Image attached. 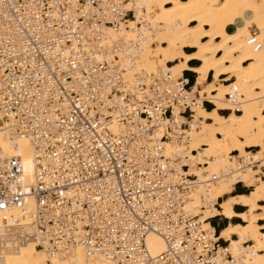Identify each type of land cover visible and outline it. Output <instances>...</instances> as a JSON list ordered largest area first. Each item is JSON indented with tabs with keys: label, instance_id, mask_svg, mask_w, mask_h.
I'll use <instances>...</instances> for the list:
<instances>
[{
	"label": "built area",
	"instance_id": "built-area-1",
	"mask_svg": "<svg viewBox=\"0 0 264 264\" xmlns=\"http://www.w3.org/2000/svg\"><path fill=\"white\" fill-rule=\"evenodd\" d=\"M145 11L139 0H0V140L16 150L25 138L34 164L27 204L20 158L0 146V258L30 245L49 257L79 250L84 264H244L186 207L196 186L233 169L198 183L177 153H163L188 128L175 114L191 119L189 80L141 68L139 32L108 40L130 22L152 31ZM251 156L227 160L264 180V158ZM200 199L199 209H218ZM149 234L164 244L155 257Z\"/></svg>",
	"mask_w": 264,
	"mask_h": 264
},
{
	"label": "bare ground",
	"instance_id": "bare-ground-1",
	"mask_svg": "<svg viewBox=\"0 0 264 264\" xmlns=\"http://www.w3.org/2000/svg\"><path fill=\"white\" fill-rule=\"evenodd\" d=\"M139 1L146 9L145 15L150 14L144 20L151 25L152 31L148 30L150 27L138 31L130 22L127 24L128 29L117 34L108 30V40L122 35L133 40L136 32H139L141 68L152 73L157 69L169 71L174 78L180 77L184 71H190L196 76V84L190 87L192 94L197 93L198 98L192 108L190 121L175 114L176 123L186 122L188 128L181 140L163 142L164 155L177 153L182 158L180 163L188 167L187 174L196 176L198 183L210 175L233 169L229 176L231 178L219 180L209 185L208 189L196 186L186 207L195 210L194 213L200 212L198 221L201 222V229L210 236L213 229L206 227L204 219L221 216L228 220H241L244 226L228 224L218 237L227 241L232 258H239L244 264H264V223L257 224L264 222V181L255 176L258 172L256 170L247 168L238 171L232 163L234 160H227L233 157L224 152V149L234 150L238 152V157L245 158L251 156V152L246 149L256 148L255 155L250 159L261 161L264 158V0ZM240 22H243L241 27ZM250 26H254L257 40L263 43L256 52L247 45V28ZM184 50L192 52L186 53ZM191 62H199V65L190 67L188 64ZM211 72L213 77L208 82L207 77ZM203 84H206L205 89L198 90L197 87ZM205 92L214 94L205 97ZM226 92H236V99L227 100ZM203 99L214 106L211 111H206L202 106ZM235 108L239 114L234 111ZM219 110L232 112L222 116L218 114ZM17 145L19 147L14 150L9 148L5 140H0L6 155L16 153L20 158L23 189L27 195L25 201L30 204L33 152L23 137L18 138ZM204 164L208 165L207 175L198 167ZM237 184H243L245 188L252 187L253 190H249L246 195L231 196ZM203 195L207 196L210 204L216 201L218 209L210 205L203 210L199 209L202 208L200 196ZM225 196L226 199L218 202ZM234 206L246 209L235 213ZM213 239H216L215 235ZM244 241L247 247L242 245ZM249 242L252 245L248 246ZM145 246L151 257L164 252L162 240L152 234L146 236ZM84 263L79 250L72 255L49 257L30 245L0 258V264Z\"/></svg>",
	"mask_w": 264,
	"mask_h": 264
},
{
	"label": "crops",
	"instance_id": "crops-1",
	"mask_svg": "<svg viewBox=\"0 0 264 264\" xmlns=\"http://www.w3.org/2000/svg\"><path fill=\"white\" fill-rule=\"evenodd\" d=\"M220 1L222 2V0H220ZM240 23H241V22H240ZM247 30H248L249 33H250V32H255L254 26H250V27H248ZM184 51H185L186 53H190V52H192L191 50H190V51H188V50H184ZM188 65H189L190 67H196V66L199 65V62H191V63L188 64ZM181 75H182L184 78H187L188 80H190V81L192 82V78L194 77L195 74L193 75V73L190 72V71H184V72L181 73ZM212 77H213V73L211 72V73L208 74L207 81H208V82H211ZM220 81H222V80H220ZM221 83H222V82H221ZM189 84H191V83H189ZM195 84H196V83H195ZM222 84H223V83H222ZM223 85H226V84H223ZM193 87H194V86H193ZM193 87H192V88H193ZM198 87H201V88L198 89V90H201L202 88L205 89L206 84H203V86H198ZM198 87H197V88H198ZM210 94L213 95L214 93H213V92H205V93H204V96H205V97H208ZM198 95H199V94H198ZM199 97H200V95H199ZM203 102H204V103H210V102L205 101L204 99H203ZM203 102H201V103H202V106L205 108V104H204ZM210 104H211V103H210ZM211 105H212V104H211ZM212 106H213V105H212ZM213 108H214V106H213ZM213 108H211V109H209V110L205 108V110H206V111H211ZM220 112H222V113H225V112H226V114L228 115V114H229L230 112H232V111H229V110H226V111L219 110V111H218V114H219V115H222V114H220ZM236 113L238 114V110H237ZM227 115H222V116H227ZM237 140H238V141H241V139L239 140V137H237ZM253 149H254V150H250V149H246V150H248L249 152H250V151H256V148H253ZM224 152H225L226 154L232 156L233 153H234V152H237V151L229 150V149H224ZM263 181H264V180H263ZM237 185H240V184H237ZM237 185H236V186H237ZM236 186H235L234 188H237ZM243 188H245V187L243 186ZM249 190H250V189H248V190H247V193H245V194H237V193H236L235 195H231V194H232V193H231L230 195H231V196H234V197H235V196H238V195H246V194L249 193ZM233 191H234V189H233ZM233 191H232V192H233ZM226 198H227V196H225L224 198L221 197V199H219V202H221L223 199H226ZM235 209H239L240 211L235 212ZM245 209H246V207H243V208H242L241 206H234V212H235V213H241V212H243V210H245ZM241 210H242V211H241ZM218 217H221V216H218ZM221 218H222V219H221ZM221 218H220V220L223 222V226H224V224H225V222H226V226H225V227H227L228 224H229V225L241 224L242 226H244V225H243V222H241V220H239V219L233 218L232 220H228L227 218H223V217H221ZM223 219H225L226 221L223 220ZM214 220H215V219H212V220L209 222V225H207L208 223L206 222V227H207V228H210V229L214 228V230H215V226H213V223H212ZM235 220H237V222H234V223H233V221H235ZM260 223H261V224H260ZM263 223H264V222H257L258 225H262ZM225 227H224V228H225ZM224 228H223V229H224ZM217 230H218V229H217ZM217 230H216V231H217ZM221 230H222V229H221ZM221 230H220V231H221ZM219 233H220V232H219ZM219 233L216 232V234H215V238L219 236ZM219 237H220V236H219ZM219 237H218V239H219V242H220V243H222L223 241H224V242H227L225 239H220ZM242 245H243V244H242ZM247 245H248V246H249V245H252V243H248ZM243 246L247 247L246 245H243Z\"/></svg>",
	"mask_w": 264,
	"mask_h": 264
},
{
	"label": "rangeland",
	"instance_id": "rangeland-1",
	"mask_svg": "<svg viewBox=\"0 0 264 264\" xmlns=\"http://www.w3.org/2000/svg\"><path fill=\"white\" fill-rule=\"evenodd\" d=\"M241 26H243V22H241L240 23V27ZM255 29V28H254ZM256 31V30H255ZM169 66L171 65V64H168ZM194 75V74H193ZM194 82V83H193ZM195 82H196V76L194 75V77L192 78V82L189 80V83H191V84H189L191 87H193L194 85H195ZM223 84H227V83H223ZM201 87H198V89H200ZM196 95H197V93H196ZM205 104V108L206 109H211V108H213V106L210 104V103H204ZM220 114H222V115H227L226 114V112L225 113H222V112H220ZM239 114V113H238ZM256 151H257V149H256ZM253 152V151H252ZM234 154H237V156L239 155L238 154V152H234ZM237 188H234V191L232 192V194L231 195H235L236 193L237 194H245V193H247V190L248 189H250V190H253V188L252 187H248V188H243V185H238V186H236ZM218 202H219V200H218ZM238 211H240L239 209H235V212H238ZM242 211V210H241ZM220 218L221 217H217V218H215V220L212 222L213 223V226H215V229L217 230V229H219V231L217 232V233H219L220 232V230L221 229H223L225 226H226V222H225V224H224V226H223V222L220 220ZM222 219V218H221ZM223 220H225V219H223ZM226 221V220H225ZM234 222H237V220H235V221H233V223ZM261 224V223H260ZM207 225H209V224H207ZM244 243H246V241H244L243 242V245H244ZM249 243H251V242H249Z\"/></svg>",
	"mask_w": 264,
	"mask_h": 264
},
{
	"label": "trees",
	"instance_id": "trees-1",
	"mask_svg": "<svg viewBox=\"0 0 264 264\" xmlns=\"http://www.w3.org/2000/svg\"><path fill=\"white\" fill-rule=\"evenodd\" d=\"M219 230V229H218Z\"/></svg>",
	"mask_w": 264,
	"mask_h": 264
}]
</instances>
